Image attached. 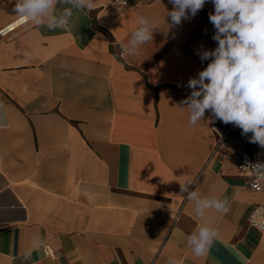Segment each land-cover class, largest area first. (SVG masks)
Wrapping results in <instances>:
<instances>
[{
    "label": "crops",
    "instance_id": "0c3cea01",
    "mask_svg": "<svg viewBox=\"0 0 264 264\" xmlns=\"http://www.w3.org/2000/svg\"><path fill=\"white\" fill-rule=\"evenodd\" d=\"M15 2L0 0V28L19 17ZM95 4L68 28L29 21L0 35V264H264V230L249 223L264 194L237 161L264 149L232 123L217 146L229 124L206 111L193 130L181 108L208 63L196 50L217 46L211 0L175 27L169 0ZM141 16L153 40L124 55ZM188 180L229 211L197 216ZM205 223L218 236L197 257L187 238ZM34 235L58 255L43 246L25 260Z\"/></svg>",
    "mask_w": 264,
    "mask_h": 264
},
{
    "label": "clouds",
    "instance_id": "9594fccd",
    "mask_svg": "<svg viewBox=\"0 0 264 264\" xmlns=\"http://www.w3.org/2000/svg\"><path fill=\"white\" fill-rule=\"evenodd\" d=\"M209 0H169L172 10L169 27L182 24V20L195 17ZM214 11L209 13L213 25L214 49L206 50L203 45L195 52L201 63L207 66L190 77L187 87L191 89L181 104L189 110V124L194 126L202 120L206 111L212 118L224 124L232 123L240 128L241 135L249 137V142L264 149V0H211ZM69 5L62 11L57 5ZM96 7L95 0H16L14 11L24 20L42 25L47 22L49 30L68 28L74 10L84 14ZM138 27L132 31L127 44H121V51L127 56L139 55L141 47L153 40V23L150 18L141 16ZM206 31V30H205ZM253 174L264 179V162L248 164ZM193 182L180 184L181 193L194 202L197 216L204 217L209 209L227 213V198L215 196L201 198L196 191H189ZM218 236L209 223L200 225L187 238V243L197 257L204 255ZM44 246L39 235L32 237L31 249L24 259L31 257V250ZM169 264H175L170 260Z\"/></svg>",
    "mask_w": 264,
    "mask_h": 264
},
{
    "label": "built area",
    "instance_id": "2783aa9c",
    "mask_svg": "<svg viewBox=\"0 0 264 264\" xmlns=\"http://www.w3.org/2000/svg\"><path fill=\"white\" fill-rule=\"evenodd\" d=\"M113 5L117 7H127L133 4V0H112ZM27 20L17 17L13 21L4 25L0 28V35L6 36L19 28L20 26L26 24ZM218 133V143L217 146L223 142L230 141L231 124L226 125L222 128H216ZM238 169L240 173L247 177L249 186L257 192L264 194V179L256 177L249 167L248 164H255L256 162H264V160L258 158L257 156L251 154L250 152L240 151L237 153ZM249 223L260 229L264 230V200L263 202L254 206L253 210L249 216ZM45 254L48 256H57L59 252L51 249L48 245L44 246Z\"/></svg>",
    "mask_w": 264,
    "mask_h": 264
}]
</instances>
